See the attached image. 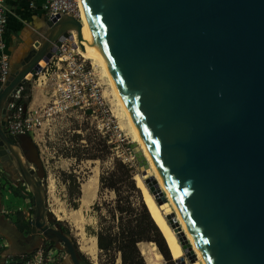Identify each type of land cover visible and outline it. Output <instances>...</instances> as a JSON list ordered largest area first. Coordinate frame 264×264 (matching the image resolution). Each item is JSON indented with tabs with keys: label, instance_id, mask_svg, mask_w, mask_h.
Listing matches in <instances>:
<instances>
[{
	"label": "water",
	"instance_id": "obj_1",
	"mask_svg": "<svg viewBox=\"0 0 264 264\" xmlns=\"http://www.w3.org/2000/svg\"><path fill=\"white\" fill-rule=\"evenodd\" d=\"M128 111L207 264H264V0H82ZM83 21H46L0 89V164L32 195L31 234L0 213L11 252L50 240L82 264L73 239L52 225L42 175L24 140L6 128L10 102L66 40L80 50ZM138 152L139 157L142 152ZM143 165V164H142ZM144 168H146L143 165ZM159 206L168 199L147 179ZM170 224L190 258L193 247ZM175 259V258H174ZM177 264H186L183 257Z\"/></svg>",
	"mask_w": 264,
	"mask_h": 264
},
{
	"label": "rangeland",
	"instance_id": "obj_2",
	"mask_svg": "<svg viewBox=\"0 0 264 264\" xmlns=\"http://www.w3.org/2000/svg\"><path fill=\"white\" fill-rule=\"evenodd\" d=\"M92 61L97 65V73L102 82L103 90L116 116V121L119 124L120 129L123 131L125 141L120 142V145L119 142L113 141V139L103 130L100 117L96 118L94 115L85 114L82 111L73 112L62 118H58V121L55 122L52 127L46 130H41V134L36 137V139L32 140L39 149V157L46 173L43 177V181L46 192V202L50 209V213L53 214L56 220L63 222V227L65 229H69V236L75 241L80 248L82 255L89 263L110 264V256L102 253L100 249L96 259L97 261L91 259L81 250V240L85 237L96 236L94 233L99 230L100 216L99 211L95 206L96 203L103 205L105 212L106 203L113 202L116 199L115 192L109 188L103 187L100 179L103 174L111 176L116 170V162L122 159L124 162L132 165V177L141 188L142 197L148 205L149 210L152 204H156V209L158 211L157 215H159V218H161L162 221H165V224H167L166 226L171 230L172 235L170 237H174L176 240V245L169 247L173 258L177 259L183 257L186 264H194L197 259L200 264H204L201 259H198L196 252V256L192 260L183 249L175 228L172 227L167 218L168 213L165 212L166 209L170 208L169 205L165 206V203H163L159 206L156 202L155 195L150 192L147 179L151 176H154L155 178V171L152 167L150 168V171H146V168L142 165V160L136 155L134 150L138 146L142 150L141 143L135 135L131 123L124 115L122 107L116 98L113 87L103 67L96 60L92 59ZM48 72L51 73V69L48 71L45 66L32 80L26 82L28 85L26 90H29L32 94L33 84H39V86L42 87V90L45 91L44 94L47 99L50 100L53 92V85ZM49 100H47V102ZM88 157L95 158L91 159ZM145 160L146 163H149V159L146 155ZM9 168V172L4 174L7 183L10 182L13 175L16 177L15 179L20 177L19 173L13 166H10ZM67 175H74L76 177L77 182L80 184L81 197L83 195L81 190L83 184L98 177L97 192L87 206L82 207L81 197L80 199H76L77 192L73 189V184L68 180L66 177ZM129 180L133 186L131 178ZM18 183L23 189L27 187L22 181ZM10 185L11 184H9V187ZM134 190L138 199L142 201L135 187ZM123 192L128 193L132 191H130L128 186H123ZM75 203H78V208L74 207ZM127 209L128 210L124 213L125 220L130 219L135 223L136 218L134 213L131 212L129 208ZM79 210H82V215L84 217L83 220L77 224L72 222L69 214ZM119 215L120 214H118V216ZM119 220L120 219L116 221V224H118ZM161 230L163 231L162 228ZM182 231L185 233L184 228H182ZM163 235H165V233ZM185 235L187 237L186 233ZM164 237H166V235ZM139 246L141 251L143 250L147 253L143 255L149 264H159L165 261L164 256L155 241L142 242ZM177 246H179L181 250L180 257H175L172 252ZM157 253H160L162 256L154 261L153 258ZM121 262V254L118 253L116 264H121ZM67 263L69 264L70 262ZM82 264L86 263L82 261Z\"/></svg>",
	"mask_w": 264,
	"mask_h": 264
},
{
	"label": "built area",
	"instance_id": "obj_3",
	"mask_svg": "<svg viewBox=\"0 0 264 264\" xmlns=\"http://www.w3.org/2000/svg\"><path fill=\"white\" fill-rule=\"evenodd\" d=\"M7 1L9 0H0V83L2 87L11 73L12 65L5 40L8 23L5 4ZM26 1H29L31 7L35 6L34 0ZM43 8L47 19L66 13L82 20L80 0H44ZM58 49L60 53L53 54L46 64L48 71L51 69V73L48 72L53 85L51 99L44 105L32 108L29 103H24L28 95H24L21 88L10 102L7 130L14 135L27 134L32 139H36L41 134V130L52 127L58 118L82 111L96 118L100 117L103 130L120 145V142L125 141L123 131L116 121V116L103 90L97 65L85 57L80 49L73 47L70 40L64 41ZM4 174L5 171L0 164L1 187L8 184ZM7 187L10 191L15 188L23 193H30L28 187L23 189L16 184H11L10 187L7 185ZM24 203V207L18 208L17 211L27 215L32 206ZM4 213L5 216L12 214L10 208ZM10 245L7 237L0 233V264H62L67 257L65 250L57 247L50 240H45L31 252L26 253H13Z\"/></svg>",
	"mask_w": 264,
	"mask_h": 264
},
{
	"label": "trees",
	"instance_id": "obj_4",
	"mask_svg": "<svg viewBox=\"0 0 264 264\" xmlns=\"http://www.w3.org/2000/svg\"><path fill=\"white\" fill-rule=\"evenodd\" d=\"M1 87L2 85L0 83V89ZM27 87V83H25L22 87L23 94L28 95V99L24 100V103L26 104L31 100V93L29 90H26ZM24 142L29 159L35 165L37 171L42 175V177H44L46 173L39 157V149L32 139L26 138ZM88 158L93 159L95 157ZM132 175V165L130 163L124 162L121 159L116 162V170L111 174V176H106L105 174L101 176L100 181L102 186L113 190L116 194V199L113 202L106 203L105 212L103 205L100 203H96L95 205L100 216L99 230L94 233L98 239L99 249L102 251V253L110 256V264H116V257L118 253L121 254V264H149L143 255L147 253H145L143 250L142 253L139 245L142 242L155 241L165 259L163 263L159 264H177L169 249L167 238L164 237L165 235H163V231L161 230L154 215L152 214L151 210H149L148 205L142 197L141 188L137 185ZM66 177L69 181H71L73 184V189L77 192L76 199H80V184L77 182L76 177L74 175H67ZM130 178L142 201L138 199L134 187L130 183ZM123 186H128L132 192L124 193ZM13 192L16 196L23 197L26 203L29 206H32L33 198L30 193H23L19 189L15 188L13 189ZM0 197L2 196L0 195ZM74 207L78 208V203H75ZM127 208H129V210L134 213L136 218L135 223L130 219L125 220L124 213L128 210ZM32 214L33 209H30L27 215L22 211H18L15 213L14 219H9L15 223L16 227L21 232L29 235L31 234L32 228ZM118 214L120 215L118 216ZM50 216L52 217L53 221L52 225L57 226L60 230L69 235L70 231L69 229H65L63 227V222L56 220V218L51 213ZM118 219L120 220L118 224H116ZM78 252L82 261H84L86 264H91L84 258L79 249ZM161 256L162 255L160 253H157L153 258L154 261L159 259ZM67 262H70V260H64L62 264H68Z\"/></svg>",
	"mask_w": 264,
	"mask_h": 264
},
{
	"label": "bare ground",
	"instance_id": "obj_5",
	"mask_svg": "<svg viewBox=\"0 0 264 264\" xmlns=\"http://www.w3.org/2000/svg\"><path fill=\"white\" fill-rule=\"evenodd\" d=\"M81 3H82V0H80V4ZM81 10H82L81 11V18L83 21L82 31H83V36H84L86 42L83 43L84 49L80 50V52L83 53V55L85 57H87L88 59L92 58V59L96 60L103 67V69H104L105 73L107 74L109 81L113 87V91L116 95V98L118 99V102H119L120 106L122 107L123 113L127 117V119L129 120V122L131 123L132 129H133L135 135L137 136L138 140L141 143L143 151L140 149L139 146L137 148H135L136 150H139L142 152V156L139 158L142 160L143 165L146 167V171H150L151 167L154 169L155 174H156L155 180H157L156 181L157 184L159 185V187L161 186L162 191L164 192V194L166 195V197L168 199V202L165 203V206L169 205L170 208L166 209L165 212H167L168 214L171 212L176 213V219L179 221L181 229L184 228L185 233L187 234V238L191 242V245L193 247L194 252H196L198 255V259H201L204 264H207L202 253H201V251L199 250L192 234L190 233V231H189L187 225L185 224L181 214L179 213V211L176 207V204H175L166 184L164 183L162 177L160 176L158 168H157L154 160L151 157L149 149L146 146V144L144 143V141H143V139L139 133V130H138L133 118L131 117V115L128 111V108H127V106L123 100V97L119 91V88H118L117 84L115 83V80L111 74V71L108 67V64L106 63V60H105L104 55L101 51L100 45H99L97 39L94 37V35L90 29V26L88 24V21H87L86 15L84 13L82 4H81ZM143 152L148 157L149 163H146L145 155ZM137 155H138V152H137ZM97 187H98V177H96V178L88 181L87 183L83 184V186H82L83 195L81 198L82 207L87 206L91 202V200L94 198V196L97 192ZM150 210H151L152 214L154 215L156 221L160 225V227L163 229V231L166 235L169 247H173L174 245H176V240L174 239V237H170L172 235L171 230H169V228L166 226L167 224H165V221L163 220L164 221L163 222L161 220V218H159V215H157L158 211L156 209V204L155 205L152 204ZM69 215H70V218L72 219V222H75L77 224H79V222L82 221L83 217H84L82 215V210L74 211L72 214H69ZM81 241H82L81 242V250L83 252H85L91 259L96 260L98 257V252H99L97 237L96 236L85 237ZM172 251H173V255L175 257H180L181 250H180L179 246L174 248ZM196 253H195V255H196ZM194 264H200V263L196 259V262Z\"/></svg>",
	"mask_w": 264,
	"mask_h": 264
},
{
	"label": "crops",
	"instance_id": "obj_6",
	"mask_svg": "<svg viewBox=\"0 0 264 264\" xmlns=\"http://www.w3.org/2000/svg\"><path fill=\"white\" fill-rule=\"evenodd\" d=\"M34 2V7H31L29 1L26 0H9L5 3L8 18L5 40L7 43V52L12 62L19 61L23 58L41 35L46 25L47 15L43 8L44 0H34ZM44 92L39 84H33L31 100L29 101L30 107L35 108L44 105L49 100ZM1 166L5 171V167L3 165ZM15 178L13 175L9 183L19 185V179ZM7 185L0 186V195L2 196L0 197V213L3 214L5 210L10 208L12 214H6V216L14 219L18 208L24 207V202L26 201L16 196L13 189L10 191Z\"/></svg>",
	"mask_w": 264,
	"mask_h": 264
}]
</instances>
